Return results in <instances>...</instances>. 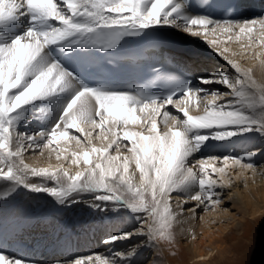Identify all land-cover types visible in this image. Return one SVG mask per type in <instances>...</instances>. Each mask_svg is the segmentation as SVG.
Here are the masks:
<instances>
[{"label": "snow or ice", "instance_id": "6c2138e0", "mask_svg": "<svg viewBox=\"0 0 264 264\" xmlns=\"http://www.w3.org/2000/svg\"><path fill=\"white\" fill-rule=\"evenodd\" d=\"M61 4L69 14L66 15L61 10ZM187 7V0L181 2L177 0H0V25L13 22L27 14H31L34 22L56 21L60 25L43 31L29 30L25 36L14 39L11 44L0 45V149L7 150L9 147L7 142L10 138L6 133L15 121L11 113H18L17 110L35 101L46 100L78 87V81L73 73L65 70L59 63H48L45 60L42 54L50 45L72 42L76 45L103 47L107 50L114 48L124 36H136L143 30L165 25L175 27L193 37L203 36L217 54L240 73V65L227 55L228 50L220 47L218 39H209V37L229 33L250 35L254 31L264 34V18L233 23L229 20L214 21L201 16L187 19L185 25L180 22L183 17L180 19L174 17L186 11ZM244 75L248 74L244 73ZM29 77H31L30 81ZM220 77L215 82L229 88L231 94L236 97L244 95L238 88V85H244V80L239 78L230 80L223 72L220 73ZM201 82L208 84L212 81L201 78ZM17 89L19 91L16 94L10 95L11 90ZM199 93L191 88L184 91L182 98L176 102L177 110L182 112L185 118L183 123L175 117L168 119L169 114L165 113L164 130L161 132L157 124V114L165 104L174 103L173 97H169L164 104L155 100L141 103L126 92H108L88 87L79 89L65 108L59 123L47 134L49 139L44 146L67 140L71 135L70 129L84 134L85 130L80 127L81 124L89 125L93 129H103L106 122H111L117 127L122 126L127 129L128 125L138 122V111L146 112L147 115L142 121L145 124L143 132L127 130L123 132L124 140L129 142L123 147L131 155H122L120 146L116 147L114 155H108L109 149L119 138L118 134L109 128L108 133L115 138L105 147L93 146L92 140L88 139L91 137L89 131L86 137L88 150H83L82 155L79 152L72 153L73 164H80L82 161L87 166L83 171L70 175L61 167H57L54 171L47 168L35 169L24 164L21 153L24 148L23 138L26 135L17 133L14 139L16 147L9 151L7 156L0 157V161L8 163L7 172L4 173L5 179L15 181L32 193H47L55 197L60 204H65L74 194L102 192L103 194L97 195L95 200L105 202L115 200L122 202L133 213L147 214L141 222V225H147L146 229L139 228L131 233L111 237L109 240L115 242L130 239L135 233L146 237L145 243L154 247L155 242L163 237L169 220L175 218L170 216L168 203L172 192L184 191L198 181L201 194L182 196L181 199L185 201L191 199L201 204L204 203V196H207L209 201L213 199L214 193L208 189L217 181L209 178L208 164L210 160L216 158L201 159L193 166H186L187 159L209 139L226 141L250 131L264 134V119H252L236 108L226 110L225 105L217 104L218 95L202 98L205 104L203 113L190 115L189 108L198 110L199 105L190 104L188 98ZM234 127H240L242 131L227 130ZM212 129L222 131H216L212 136H189L193 131ZM45 135L41 132L27 138L33 141L36 136L43 139ZM104 138L108 139L107 136ZM73 139L78 146L83 143L79 136ZM31 146L29 144V147ZM36 147L40 146L36 145ZM93 155L96 157L95 164H93ZM254 155L251 154L249 158ZM13 157L19 158L15 173ZM57 159H61L60 153H57ZM222 159L225 166L228 165L229 159L240 164V158ZM132 164L135 167L130 172ZM242 167L252 169L253 165L247 163ZM214 171L224 173L225 169L221 167ZM2 172L3 169H0V173ZM198 172L202 175L198 176ZM29 175L47 177L56 181L59 187L30 183ZM133 180H137L136 184L132 183ZM94 206L101 208L98 204ZM161 206H163L162 211ZM157 223L159 233L155 227ZM136 252V248L129 252L128 259L135 256ZM117 255L121 254L117 253ZM0 264H28V262L9 258L0 253ZM57 264L62 262L58 261ZM68 264H96V260L91 256L81 257L69 261Z\"/></svg>", "mask_w": 264, "mask_h": 264}, {"label": "bare ground", "instance_id": "6f19581e", "mask_svg": "<svg viewBox=\"0 0 264 264\" xmlns=\"http://www.w3.org/2000/svg\"><path fill=\"white\" fill-rule=\"evenodd\" d=\"M177 2H181V0H177ZM61 10L66 15L69 14L62 4ZM106 14L113 15L111 13ZM180 17H183V19H180ZM192 17L201 16L190 14L186 10L174 18L180 19V22L186 25L187 19ZM25 18H29V22L35 23V25L26 26L22 29L21 34L16 36H10L8 33L2 32L4 27L9 26L11 23L23 22ZM262 18H264V16ZM262 18L231 22L243 23ZM47 22L48 21L44 23L34 22L31 19V14H27L13 22L0 25V45L11 44L14 39L25 36L29 30L35 29L37 31H43L51 27L60 26L56 21H51V26H48ZM147 30L172 34L179 39L180 45L183 47L189 46L190 49L200 55V58L188 60V63L192 64L194 68H198L200 72V74H198L200 83L194 87L193 91L200 92L203 90L201 86V76L205 72L204 68H206L209 63L221 61H219L218 57L220 55L217 54V51L206 39L203 36H201L200 39L198 37H193L182 30L165 25L154 26ZM209 39H218L220 47L228 50L227 55L240 65L241 72L238 74L241 76L242 80H244V85L240 86V89L244 93L242 97L235 96L236 99L234 100H222L221 103L217 104L225 105L226 110H231L233 108L240 109L245 115L252 119L255 118L256 114L252 112V108L257 102L253 100L251 94L254 90H262L264 92V59L261 55H258L259 50H264V34L258 31H254L250 35H237L234 33L217 34V37H209ZM235 45L240 48L241 52L239 55L235 52ZM247 53L248 57L246 56L244 59L252 58L250 66L243 63L239 57ZM42 55L48 63H54L51 61L46 49ZM227 66L231 67L230 65ZM244 73L248 75L245 76ZM28 79L31 80V77ZM249 89L252 92H250ZM78 90V87L73 88L51 97L54 99V106L50 105V107L52 106L54 109L48 107L49 109H53L51 111H41L36 102L35 104H37V106L35 107H33V104H30L17 110L18 113H11L10 115L15 118V121L13 126L9 129V132L6 133L10 138L7 142L9 147L7 150L0 149V157L7 156L8 152L16 147L14 139L17 133L24 134L26 136L23 138L24 148L21 153L24 164L29 165L30 168H47L53 171L56 170L57 167H61L62 170L68 171L70 175H75L79 171H83L87 166L84 165L82 161L80 164H73L72 153L79 152L82 155L83 150H88L86 147V137L89 131L91 132V137H88V139L92 140V145L97 148L105 147L111 139L115 138L108 133L109 128H111L114 133H117L119 138L116 139V143L109 149L108 155H114L117 146H120L122 155H131L127 153V150L123 147L125 144L129 143L124 140L123 132L125 130L143 132L145 124L142 121L147 115L146 112L138 111V122L128 125L127 129L122 126L117 127L111 122H106L103 129H93L89 125L81 124L80 127L85 130L84 134L70 129L71 135L67 140H60L59 142H54L51 146H44L49 139L47 134L59 123L65 108ZM18 91L19 89L15 90L14 93L16 94ZM130 95L138 99L136 95ZM200 96L201 94L199 93L198 95H191L188 98L190 104L195 103L199 105L198 110H193L191 107L189 108L190 115L195 116L203 113L204 106L201 107L202 103L199 104V100H201ZM259 98L264 100L262 96H259ZM173 101V104H165L157 114V124L161 132L164 130L165 113L169 114L167 117L168 119L175 117L181 123H183L185 119L182 112L177 110L176 102L178 100ZM50 103L51 102H49V104ZM73 111H75V108ZM45 112H50V114L48 113L49 116L47 120L39 118V116L41 117ZM227 130L242 131V128L234 127ZM216 131L222 130L193 131L189 133V136H212ZM41 132L46 134L43 139L36 136L33 141L28 140L27 136L31 137ZM77 135L82 136L81 141L83 143L80 146H78L76 140L73 139V137ZM105 136H107L108 139H105ZM29 144L32 146L29 147ZM36 145L40 147H36ZM64 148L66 152L61 151V149ZM217 150H220L222 153H227L230 155V158H240V164H236L233 159H229L227 166L224 165L223 160L220 161L221 163L217 162L216 159L209 161V178L217 181L215 185L208 189V191L214 193L212 201H209L207 196L203 197L204 203L202 204L192 201L191 199L187 201L181 199L182 196L187 197L191 194H201L202 190L199 187L198 181L190 185L184 191L172 192L169 197L170 216L175 217L170 220L176 226L179 235L182 237L181 240L188 250L189 257H191V261L187 264H210L217 258L221 260L220 264H238L240 258L237 257L234 248H231L228 232L237 229L242 221L248 222L249 217L255 221L260 215L264 214V134H260L257 131H250L242 135L234 136L226 141L209 139L200 146L198 151L187 159L186 166L195 165L197 161L201 160L198 158L200 155L211 154V152ZM57 153L61 155V159L59 160L57 159ZM251 154L255 155L249 158ZM208 158L211 157L202 159ZM12 160L14 161L13 172L15 173L17 171L16 164H18L19 158L13 157ZM95 162L96 157L93 155V164H95ZM247 163L252 164L253 168L247 169L242 167V165ZM134 167V164L130 166V172ZM221 167H224V173L214 171V169L218 170ZM7 168L8 163L0 161V169H3V172L0 173V253L7 255L9 258L20 259L28 262V264H57V262H53L56 256L62 257L66 262L81 257L86 258L91 256L96 260V264H144L145 256L148 252L156 249V242L153 247L145 243L146 237L138 236L135 233L130 239L122 241L117 240L115 242L109 240L111 237L117 236L114 233L105 236L104 233H108L109 230L112 231L114 228H121L120 226H124L123 224L132 222L130 218V213L132 215V212L128 211L129 213L125 214L126 220H123L124 222L122 221L123 223L120 225L113 214L110 213L116 210V206L120 204V202L115 200L108 202L101 201L100 204V201H93L98 202V205H101L103 210L108 208L110 212L104 213V211L100 209L104 214L101 218L102 221L95 225L91 224L89 227L86 226L84 222L82 225H79L76 223L74 216V220L69 217L71 212L68 211V214L60 212L59 205L61 204L57 202L55 197L53 198L47 193H32L23 186L15 183V181L5 179L4 173L7 172ZM197 174L198 176L202 175L199 172ZM136 177L138 179V172L136 173ZM34 178L38 177L29 175V182L34 183L36 180ZM136 182L137 180L132 181L133 184H136ZM128 195L131 194L129 193ZM215 201H219V203H215ZM119 206L120 205H118V207ZM192 209H194V211H192ZM119 210L120 209H118V211ZM162 210L163 206H161V211ZM239 213L241 214L240 216H238ZM155 227L158 232L159 224L157 223ZM14 232H16V234H14ZM242 234L245 237L250 234L247 232V227H245ZM242 238L243 237L240 239ZM135 248L137 250L135 256L128 259L127 254ZM117 253L121 255H117ZM97 256L99 259H97ZM62 259L58 261L60 262ZM147 264H155V262L151 260ZM183 264L186 263L183 262Z\"/></svg>", "mask_w": 264, "mask_h": 264}, {"label": "rangeland", "instance_id": "374dc122", "mask_svg": "<svg viewBox=\"0 0 264 264\" xmlns=\"http://www.w3.org/2000/svg\"><path fill=\"white\" fill-rule=\"evenodd\" d=\"M198 38L200 39V37ZM235 52L238 55L241 52L240 48H238L237 45H235ZM258 55H261L262 58L264 59V50L263 49L259 50ZM246 56L248 57V53L244 56H239V57L243 63L250 66V64L252 63L251 62L252 58L244 59V57ZM218 57H219V61L220 60L221 61L220 62L216 61L215 63L214 62L209 63L208 66L204 68L205 72L201 76V78L205 80L210 79L212 81L208 84L201 83V86L203 87V90L200 91V94H201L200 98L202 101L199 100V104L202 103L201 107L203 106L205 107V104L202 98L207 97L209 95H218L217 103H221L222 100L231 101L232 99L233 100L236 99L235 95L231 94V90L229 88L215 81L221 78L220 77L221 72L228 75L230 80H233L236 78H239V79H242V78L232 67L227 66L229 64L223 58H221V56H218ZM209 65H212V66H209ZM238 88H240L239 85H238ZM11 92L10 94H15L14 93L15 90L14 91L12 90ZM250 92L252 91L250 90ZM222 94H228V95L225 96ZM251 95L253 97V100L257 102V104L254 105V107L252 108V112L256 114V117L253 119H256V120L264 119V100H261L259 98V96L264 97V92L262 90H254ZM53 100L54 99L52 98L46 99L44 101L38 100L32 104H33V107H35L37 106V104H35L37 102L38 105H40L41 110L51 111L52 109H49V108H54L52 107L54 106ZM49 102L51 103L49 104ZM41 105H45V107H42ZM50 105L52 106L50 107ZM45 113L48 114L49 112H45ZM79 137L80 139H82V136H79ZM61 151L66 152V149L65 148L61 149ZM226 155L230 157V155H228L227 153H222L220 152V150H217V151L211 152V154L209 153L207 155H200V157L198 158L202 159V158H207V157H211V158L213 157V158H216L217 162L221 163L220 161L223 160L222 159L223 157H227ZM34 179H36L34 181V183L36 184H44L49 187L51 186L59 187L56 181L50 180L47 177H38ZM99 194L100 193H95V192H81L78 194H74L72 197L69 198L68 201L65 202V204H61L62 206L58 204L60 206V212L61 213L63 212V214H68V211L71 213L73 212L72 213L73 215L70 213L71 215L69 214V217L71 219L75 217L74 219L76 223L79 225H82L83 222L84 224L86 223L85 225L88 227L91 224L95 225L96 223L102 221L101 218H102V215H104L102 211H100L101 208L94 206L98 204V202H93V201H96L95 197ZM101 194L103 193L101 192ZM148 198L150 199V196ZM122 199H124L123 196H122ZM72 201H76V202H72ZM100 204H101V201H100ZM118 205H120L119 207L121 208H119ZM118 205L116 206V210H114L113 212H110L108 208H105L103 211L104 213L110 212L111 214H113V216L115 217V219H117L120 225L121 223L124 222L123 220H126L125 214L131 212V210L127 208L122 202H120V204ZM117 208L120 210L118 211ZM240 215L241 214L239 213L238 216ZM146 216H147L146 213H133L132 212V215L130 213V218L132 222L123 224L124 226H120L121 228H116V229L114 228L112 231L109 230L108 233H104V234L106 236V235H110L114 233L115 235L119 236L121 235V233L122 234L128 233L130 231H134L139 228H147L146 225H141L142 219ZM248 220H249L248 222L242 221V223H240L237 229H234L228 232V236L230 237L229 243L231 244V248L232 249L234 248V251H236L237 257L240 258L238 264H264V214L260 215L259 218H257V220L255 221L252 220L251 217H249ZM245 227H247V232L250 233L246 237L243 236L242 234L243 231L245 230ZM159 230H158V233H159ZM241 237L243 238L240 239ZM181 239L182 237L179 235V232L176 226L171 220H169L168 226L164 229L163 237H161L160 239L156 241L157 243L156 249L154 251L150 250L146 256L144 253V256L146 257L144 264L149 263L151 260L154 261L155 264H183V262H185L186 264L189 263L191 261L190 259L191 257H189L188 250ZM58 259L60 258L56 257L55 261L53 262H58ZM220 261L221 260L217 258L213 260L210 264H220L221 263ZM60 262H62V264H68V262L64 261V259H62V261Z\"/></svg>", "mask_w": 264, "mask_h": 264}]
</instances>
